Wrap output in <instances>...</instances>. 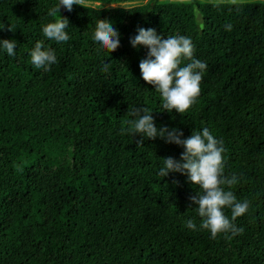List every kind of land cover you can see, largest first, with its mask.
<instances>
[{
  "label": "trees",
  "instance_id": "obj_1",
  "mask_svg": "<svg viewBox=\"0 0 264 264\" xmlns=\"http://www.w3.org/2000/svg\"><path fill=\"white\" fill-rule=\"evenodd\" d=\"M58 3L0 0V40L17 41L15 56L0 48V264H264V0H85L60 12L70 40L59 44L42 33ZM98 19L120 33L111 54L93 40ZM139 27L189 37L207 64L183 116L162 112L142 78L148 49L130 44ZM37 41L55 51L50 71L31 63ZM130 107L149 108L158 129L186 139L207 127L223 142L230 190L250 203L234 222L242 234L200 229L189 209L198 187L158 175L184 149L122 135Z\"/></svg>",
  "mask_w": 264,
  "mask_h": 264
},
{
  "label": "clouds",
  "instance_id": "obj_2",
  "mask_svg": "<svg viewBox=\"0 0 264 264\" xmlns=\"http://www.w3.org/2000/svg\"><path fill=\"white\" fill-rule=\"evenodd\" d=\"M84 3L85 0H59L48 10L47 15L55 20L42 27L43 36L58 44L69 41L70 36L66 32L69 21L61 17V7L71 12L74 5L84 7ZM225 28L231 31L232 26L227 24ZM7 31L14 32L12 26ZM93 40L98 44V50H106L110 54L121 46L120 33L107 19L97 20ZM130 44L137 50L141 46L148 49L147 58L141 59L139 67L143 80L160 94L162 112L175 111L183 116L199 97L203 73L207 69L205 62L194 57L192 40L182 35L164 38L153 28L139 27ZM0 48L6 50L8 56H15L17 41L0 40ZM30 58L36 69L44 71H50L52 65L57 63L55 51L45 48L42 41H37L30 50ZM184 60L190 62L181 67ZM110 66V63L104 64L101 71H108ZM127 116L133 119L126 121L129 127H122L121 134H139L138 147L143 145L144 139L155 140L159 137L168 144H176L184 149L180 160L173 157L161 159L162 167L158 175L164 179L171 173H180L198 187L199 191L189 197V209H193L201 218L200 229L209 231L212 239L222 233L226 238H229L228 233L233 237L242 234L244 229L238 228L234 222L246 214L250 203L247 200L238 201L230 190L238 183V177L224 174L223 142L216 139L207 127L202 131H193L186 139L178 128L162 126L158 129L153 113L147 107H130ZM226 208L231 210V218L225 215ZM185 225L190 230H198L194 219L186 220Z\"/></svg>",
  "mask_w": 264,
  "mask_h": 264
},
{
  "label": "rangeland",
  "instance_id": "obj_3",
  "mask_svg": "<svg viewBox=\"0 0 264 264\" xmlns=\"http://www.w3.org/2000/svg\"><path fill=\"white\" fill-rule=\"evenodd\" d=\"M84 4H87V3H84ZM196 16H197V20H198V22H200V21H201V17H200V15H199L198 12L196 13Z\"/></svg>",
  "mask_w": 264,
  "mask_h": 264
},
{
  "label": "water",
  "instance_id": "obj_4",
  "mask_svg": "<svg viewBox=\"0 0 264 264\" xmlns=\"http://www.w3.org/2000/svg\"><path fill=\"white\" fill-rule=\"evenodd\" d=\"M61 12H62L63 15L66 14V9L63 6L61 7Z\"/></svg>",
  "mask_w": 264,
  "mask_h": 264
}]
</instances>
